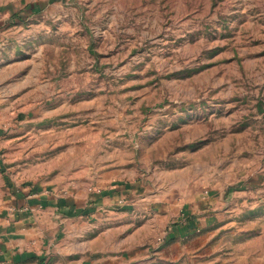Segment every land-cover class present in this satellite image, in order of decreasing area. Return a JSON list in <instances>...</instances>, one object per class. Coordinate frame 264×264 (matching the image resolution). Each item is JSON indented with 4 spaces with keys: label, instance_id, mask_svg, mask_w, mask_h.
<instances>
[{
    "label": "rangeland",
    "instance_id": "374dc122",
    "mask_svg": "<svg viewBox=\"0 0 264 264\" xmlns=\"http://www.w3.org/2000/svg\"><path fill=\"white\" fill-rule=\"evenodd\" d=\"M39 192L111 264H264V0H0V264Z\"/></svg>",
    "mask_w": 264,
    "mask_h": 264
},
{
    "label": "crops",
    "instance_id": "0c3cea01",
    "mask_svg": "<svg viewBox=\"0 0 264 264\" xmlns=\"http://www.w3.org/2000/svg\"><path fill=\"white\" fill-rule=\"evenodd\" d=\"M54 198L39 192L18 200L13 223L1 231L8 250L2 256L4 260L2 262L4 264H94L102 257L104 264H111L114 257L122 251V246L118 249L120 243L110 237H115L112 233L116 232V229H127L129 226L121 222L119 225H113V228H109L107 232L102 231L98 226L100 223L98 220L92 222H86L83 218L76 220L73 208L80 206L85 209L84 207L90 205V202L73 196ZM56 202L62 205L60 223L56 219L55 212L58 209ZM120 217H122L121 221L127 219L131 221L126 215ZM58 225L61 227L60 230L57 228ZM126 234L127 232L125 236ZM120 239L122 237H119V241ZM129 245L125 242V251L132 249Z\"/></svg>",
    "mask_w": 264,
    "mask_h": 264
},
{
    "label": "trees",
    "instance_id": "16d2710c",
    "mask_svg": "<svg viewBox=\"0 0 264 264\" xmlns=\"http://www.w3.org/2000/svg\"><path fill=\"white\" fill-rule=\"evenodd\" d=\"M75 205V204H74Z\"/></svg>",
    "mask_w": 264,
    "mask_h": 264
}]
</instances>
